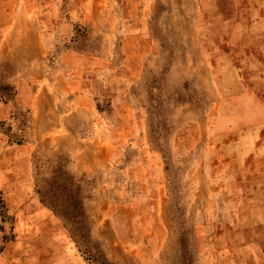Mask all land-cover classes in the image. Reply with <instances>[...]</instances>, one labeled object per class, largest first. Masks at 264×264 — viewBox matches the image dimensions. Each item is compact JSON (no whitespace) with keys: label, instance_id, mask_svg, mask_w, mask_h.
Listing matches in <instances>:
<instances>
[{"label":"rangeland","instance_id":"374dc122","mask_svg":"<svg viewBox=\"0 0 264 264\" xmlns=\"http://www.w3.org/2000/svg\"><path fill=\"white\" fill-rule=\"evenodd\" d=\"M263 7L264 0H0V264L219 263L206 247L242 239L238 200L227 191L212 205V197L198 198V184L212 179L209 136L225 111L212 103L264 105ZM12 42L13 53L30 59L17 62ZM37 56L44 85L71 71L69 79L62 72V85L58 75L50 117L61 124L72 113L73 137L117 136L112 125L130 123L120 161L110 156L98 173H73L70 152L40 143L30 95L39 84L29 74ZM127 70L130 80L116 84L115 72ZM116 100L127 109L116 110ZM76 102L92 109L81 115ZM132 162L142 167L129 176Z\"/></svg>","mask_w":264,"mask_h":264},{"label":"crops","instance_id":"0c3cea01","mask_svg":"<svg viewBox=\"0 0 264 264\" xmlns=\"http://www.w3.org/2000/svg\"><path fill=\"white\" fill-rule=\"evenodd\" d=\"M260 12H262V14H259L262 19L261 28L263 26L264 30V7L263 11ZM64 28H66L65 32H67L68 28L66 25H64ZM15 36L19 39L17 34L14 35V38ZM16 43H11L14 59L20 63L26 62L30 58L25 57V54H21V52L19 54L13 53ZM36 60L38 65L35 70L29 71V74L31 73L30 76L34 80H38L39 85L30 95L31 103L36 109L35 122L38 125L40 143L42 145H45V143H56L57 149L64 148V151L70 152L68 169L73 173H88L90 171L98 173L99 169L101 171L104 170L110 156H114L120 161L122 157L120 143L130 133V123L125 121H123L125 122L123 124H121V121L115 122L111 129L117 133L115 134L117 136H114V134L108 136L104 131L102 133L95 131L84 134L80 133L79 130L77 137H73L72 133H69V128L73 127L71 124L74 123L71 118L72 113H70V116L67 115L68 117L64 118L61 124H55L50 117L58 75L59 84L62 85V78L65 75L69 79L67 74H70L71 71L70 69H65L62 71L64 75H61L62 72L55 74L54 78L44 85L41 79V71L38 68L40 57L37 56ZM115 74L120 75V81L116 82V84L119 83L118 85H120L130 80L131 71H116ZM112 78L114 80L117 79V77ZM83 80L86 79L79 77L77 84L85 85ZM234 88L235 91L225 90L224 92L233 93L237 92V88L239 89L238 86ZM240 92L250 94L254 90L243 89ZM120 102L121 100H116L114 108L116 110H119V107L127 109L124 106L125 103L121 104ZM74 105V109L80 112L81 115L92 109L89 102H76ZM237 106L239 107L238 112L233 113L231 108L233 109ZM219 107L224 108L225 111L218 112L219 118L212 126V136H209V141L212 137V155L208 156L210 160L209 171L212 174V179L208 183L200 181L198 184V189L200 190L198 198L201 200V197H212V205H216L217 201L215 200L218 197H222L227 191L236 195L238 202L233 219L238 223H242V230L238 231V235H241L242 239L232 243L228 239V241L225 240V245H210L206 248H208V253L211 255L212 253L219 255V260L217 261L219 263L216 264H264V105L253 101L212 103V109ZM227 109L230 112H227ZM254 110L257 112L255 113ZM99 121L97 120L96 123L99 124ZM54 128L64 134V139L52 136ZM49 133L51 134L48 135ZM61 143L64 144L62 145ZM194 166H196L194 174H198L200 165L197 159L194 161ZM134 167L142 166L132 162L130 166L125 168L126 172H129V176L130 171H133ZM239 172L242 173V177L237 180L234 174ZM204 203L207 204L206 202ZM224 205L228 204L224 202ZM37 220L42 221L43 219L40 217ZM115 220L116 215L110 219V223ZM102 221L106 222L105 217ZM259 224H261L260 228H258ZM100 230L107 232L109 235L110 231H108V228L106 230L103 226ZM197 232V237H199L200 230ZM154 234L155 232L150 233L152 237L156 236ZM116 236L119 238V234ZM119 242L120 240L114 241V248L119 247L121 244Z\"/></svg>","mask_w":264,"mask_h":264},{"label":"trees","instance_id":"16d2710c","mask_svg":"<svg viewBox=\"0 0 264 264\" xmlns=\"http://www.w3.org/2000/svg\"><path fill=\"white\" fill-rule=\"evenodd\" d=\"M0 206H1V207H4V206H5V205H4V200H3V198H2L1 190H0Z\"/></svg>","mask_w":264,"mask_h":264}]
</instances>
